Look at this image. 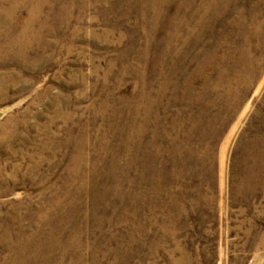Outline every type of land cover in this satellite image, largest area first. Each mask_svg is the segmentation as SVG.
<instances>
[{"label": "rangeland", "instance_id": "rangeland-1", "mask_svg": "<svg viewBox=\"0 0 264 264\" xmlns=\"http://www.w3.org/2000/svg\"><path fill=\"white\" fill-rule=\"evenodd\" d=\"M257 23L264 0H0L1 264H264L243 162L264 151V46L232 122L202 114Z\"/></svg>", "mask_w": 264, "mask_h": 264}, {"label": "bare ground", "instance_id": "bare-ground-1", "mask_svg": "<svg viewBox=\"0 0 264 264\" xmlns=\"http://www.w3.org/2000/svg\"><path fill=\"white\" fill-rule=\"evenodd\" d=\"M217 5H213V9H217L216 8ZM216 12V11H215ZM206 13V12H205ZM214 14V13H213ZM216 15V14H215ZM263 15V14H262ZM255 16V15H254ZM205 17V16H204ZM202 18V17H201ZM195 19V18H194ZM199 20V19H198ZM203 20V19H202ZM255 20V19H254ZM257 22V20H256ZM255 22V23H256ZM264 24V23H263ZM202 25V24H201ZM199 26V29H201L202 26ZM197 26V25H196ZM252 26V25H251ZM195 29V28H194ZM264 33V26L260 25L259 23H257V25H255L254 27H249V28H244L242 29V31L240 33H242L244 36V40L242 42V44L238 47V59L234 62H232V65H230V71L232 73V78H227V73L225 71H221L220 72V82L218 83H214V84H209L207 82V80L203 83L202 89L203 92L205 91H211V93H214V97L206 102L208 103V106L204 107V109L202 110V114H206L209 109L211 107H216L219 102L225 101L226 104L223 105L222 107L218 110V112L213 116L214 118V122L216 124L219 125H225L227 123H229L230 121L232 122L233 118L235 116H237L239 114V110L241 108V105L243 104L242 102L245 101L247 95L249 94V91L251 89V87H253V85L255 84V82H257L260 74H261V61L252 59V55L250 53V50H256L253 47H258V48H263L262 46H264V42H260L259 40L261 33ZM260 42V44L258 43ZM187 44V43H186ZM259 44V46H258ZM259 50V49H258ZM232 51V50H231ZM231 56V55H230ZM215 54L212 52V56L211 58H215ZM210 58V59H211ZM232 58V57H231ZM229 59V58H228ZM207 60V59H205ZM209 60V59H208ZM221 60V59H220ZM261 60H264V54L261 55ZM211 61V60H210ZM231 63V62H230ZM201 64V63H200ZM199 64V65H200ZM219 64V63H218ZM227 64V63H226ZM198 66V65H197ZM205 64H201V68H205ZM208 66V65H207ZM227 66V65H226ZM210 67V66H209ZM208 67V68H209ZM207 69V67H206ZM212 69V68H211ZM209 70V69H208ZM215 70V69H213ZM227 70V69H226ZM206 71V70H205ZM208 72V71H207ZM217 72V71H216ZM201 72L198 71L194 78L192 77V80H187L185 81V90H181V85L179 84H175L174 89L172 88V92L175 95V99H179L182 96H189L191 98V100H193V84L194 81H196L197 77L200 76ZM211 73V72H210ZM212 74V73H211ZM203 75V74H202ZM206 77V76H205ZM208 77V76H207ZM186 78V77H185ZM205 79V78H204ZM209 79V78H208ZM186 80V79H185ZM170 81L166 80L164 85L161 87V90L159 91V94L163 95L166 92V89L168 88V86L170 85L169 83ZM202 83V82H201ZM200 83V85H201ZM198 86V85H197ZM170 87V86H169ZM225 87V88H224ZM183 88V87H182ZM171 89V88H170ZM201 89V90H202ZM198 90V89H197ZM183 91V92H182ZM155 92V91H154ZM195 93V92H194ZM209 93V92H206ZM155 95V94H153ZM152 98L150 99V107L152 109V107L156 104V100L153 98V96H151ZM201 97V96H200ZM204 97V96H203ZM193 98V99H192ZM198 98V97H197ZM205 100V99H204ZM195 101V100H194ZM192 102V101H191ZM138 110L137 107H134V112H136ZM201 114V112H200ZM201 117V115H199ZM206 116V115H205ZM197 120H195V118L191 119L190 122L192 123V125H194V128L196 127V125L198 126V123H200V118L196 117ZM169 119V118H168ZM211 121L207 122V126H211V125H215V123ZM176 122V121H175ZM203 124V123H202ZM201 124V125H202ZM159 125V124H157ZM160 126V125H159ZM173 127V126H172ZM175 130L177 131V124L174 125ZM199 127V126H198ZM167 128V127H166ZM218 128V127H215ZM164 129V128H162ZM211 129V127H210ZM174 130V129H173ZM209 130V129H208ZM212 131V130H211ZM163 132V131H162ZM166 133V132H165ZM164 133V134H165ZM168 133V132H167ZM213 133H214V128H213ZM212 133V134H213ZM215 134V133H214ZM213 134V136H214ZM155 137V136H154ZM164 137V136H163ZM173 141V140H171ZM136 143V142H135ZM156 143V141H155ZM176 143V142H175ZM180 143V142H179ZM139 144V143H138ZM151 144V143H150ZM171 144V143H170ZM188 144V143H187ZM198 144V143H197ZM169 145V144H168ZM195 145V144H193ZM196 147V146H195ZM165 148V147H164ZM188 148V147H187ZM197 148V147H196ZM160 149V148H159ZM181 149V148H180ZM192 149V148H191ZM190 150V149H188ZM199 150V149H198ZM161 151V150H160ZM210 151V150H209ZM176 152V151H175ZM153 153V152H152ZM158 153V151H157ZM164 153V152H163ZM172 153V152H171ZM174 153V152H173ZM191 153L193 154V151H191ZM196 153V152H195ZM155 154V153H154ZM176 154V153H175ZM157 155V154H156ZM161 155V154H160ZM208 155V154H207ZM210 155V154H209ZM198 156V155H197ZM196 156V157H197ZM160 157V156H159ZM165 157V156H164ZM239 157V156H238ZM248 157V156H247ZM253 158H249L246 159L244 162V165L246 167V171H245V175H244V180L245 183L246 181H254V179L258 180L260 178H262L264 176V151L263 152H258L257 154L252 156ZM156 158V157H155ZM191 158V157H190ZM240 159V158H239ZM244 160V158H243ZM240 161V160H239ZM136 162V161H134ZM242 163V162H241ZM164 164V163H163ZM243 175V174H242ZM154 177V176H153ZM152 177V178H153ZM140 178V176H139ZM151 178V177H150ZM158 180V179H157ZM154 184V183H153ZM155 187V186H154ZM159 188V187H158ZM157 189V188H156ZM145 191V190H144ZM153 191H155L153 189ZM149 194V193H148ZM167 194V193H166ZM145 195V194H143ZM148 196V195H147ZM137 197V196H136ZM141 197V196H140ZM143 197V196H142ZM152 197V196H151ZM139 198V197H137ZM146 198V197H145ZM136 200V199H135ZM138 200V199H137ZM136 200V201H137ZM135 201V202H136ZM179 204V203H178ZM136 206V205H135ZM137 209V208H136ZM138 210V209H137ZM41 218V217H39ZM47 218V217H46ZM176 218V217H175ZM45 219V218H44ZM41 220V219H40ZM39 220V221H40ZM42 223V222H41ZM23 252H21L22 254ZM37 255V254H36ZM35 255V256H36ZM21 257V256H20ZM25 257V256H24ZM23 257V258H24ZM34 260V256L32 257ZM36 259L38 258L35 257ZM19 259V258H18ZM22 260V258H20ZM26 259V258H25ZM22 260L21 264H27L26 260ZM35 259V260H36ZM40 260V259H39ZM18 261V260H17ZM20 261V260H19ZM29 261V260H28ZM32 261V260H31ZM1 264V261H0ZM10 264H16L15 262H11ZM29 264V262H28ZM33 264V263H32ZM172 264H175L174 262H172Z\"/></svg>", "mask_w": 264, "mask_h": 264}]
</instances>
